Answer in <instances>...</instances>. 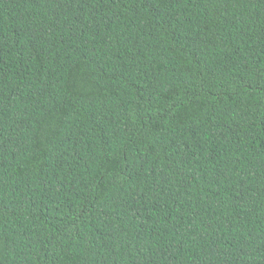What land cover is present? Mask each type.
Here are the masks:
<instances>
[{
	"label": "trees",
	"instance_id": "16d2710c",
	"mask_svg": "<svg viewBox=\"0 0 264 264\" xmlns=\"http://www.w3.org/2000/svg\"><path fill=\"white\" fill-rule=\"evenodd\" d=\"M0 264H264V0H0Z\"/></svg>",
	"mask_w": 264,
	"mask_h": 264
}]
</instances>
